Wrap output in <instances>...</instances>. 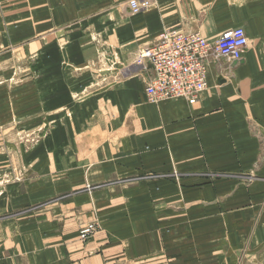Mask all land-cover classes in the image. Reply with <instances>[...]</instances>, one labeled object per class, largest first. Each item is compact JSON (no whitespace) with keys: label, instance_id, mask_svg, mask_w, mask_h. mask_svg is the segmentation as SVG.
<instances>
[{"label":"crops","instance_id":"0c3cea01","mask_svg":"<svg viewBox=\"0 0 264 264\" xmlns=\"http://www.w3.org/2000/svg\"><path fill=\"white\" fill-rule=\"evenodd\" d=\"M128 1L0 0V132L38 138L0 139V264H264V0ZM237 27L196 102H146L143 47Z\"/></svg>","mask_w":264,"mask_h":264},{"label":"built area","instance_id":"2783aa9c","mask_svg":"<svg viewBox=\"0 0 264 264\" xmlns=\"http://www.w3.org/2000/svg\"><path fill=\"white\" fill-rule=\"evenodd\" d=\"M147 2L129 0L131 14L136 15ZM248 40L242 28L221 33L211 42L198 33L168 30L139 51L140 62L150 66L151 76L144 88L147 103L184 100L196 102L207 89L208 68L219 61L238 62ZM91 222L80 227L79 242H87L96 232Z\"/></svg>","mask_w":264,"mask_h":264},{"label":"rangeland","instance_id":"374dc122","mask_svg":"<svg viewBox=\"0 0 264 264\" xmlns=\"http://www.w3.org/2000/svg\"><path fill=\"white\" fill-rule=\"evenodd\" d=\"M9 86L10 88H17V86H20V83L16 82V81H9ZM3 83L0 82V86H2ZM17 85V86H16ZM16 86V87H15ZM6 131V132H3ZM0 132V139L4 138V144L6 142H10V140H12L13 145L16 146L15 148H22L23 152H31L32 151V141H34V145H36L37 142V134L32 133V130H26V129H10V130H3ZM3 132V133H2ZM2 133V134H1ZM11 164L8 163L7 167H1V168H6V174L5 176L0 179L10 182V181H14L16 179H19V177H15V175H13V173L11 172V170H15L14 168H16L14 166L15 162H10ZM26 167V166H25ZM24 167V168H25ZM4 170V171H5ZM10 170V171H9Z\"/></svg>","mask_w":264,"mask_h":264},{"label":"water","instance_id":"95a60500","mask_svg":"<svg viewBox=\"0 0 264 264\" xmlns=\"http://www.w3.org/2000/svg\"><path fill=\"white\" fill-rule=\"evenodd\" d=\"M223 81H224L223 79L218 78L217 83H220L221 84V83H223Z\"/></svg>","mask_w":264,"mask_h":264}]
</instances>
